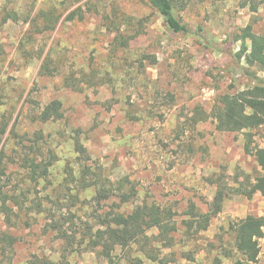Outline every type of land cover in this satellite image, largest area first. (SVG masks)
<instances>
[{"label": "rangeland", "instance_id": "rangeland-1", "mask_svg": "<svg viewBox=\"0 0 264 264\" xmlns=\"http://www.w3.org/2000/svg\"><path fill=\"white\" fill-rule=\"evenodd\" d=\"M186 2L177 16L187 32L174 34L145 0H0V264L238 258L230 227L264 216V199L250 194L260 169L243 134L217 131L207 115L221 95L253 86L238 68L235 37L247 26L264 35V0ZM115 14L133 24L108 27L102 18ZM131 35L121 47L120 37ZM43 63L50 75L41 74ZM53 100L62 119L39 121ZM260 132L252 149L261 147ZM25 154L48 165L47 176L32 179ZM84 168L86 183L104 185L108 200L97 202L94 186L82 188ZM130 189V202L120 203ZM217 191L225 193L221 212L201 230L191 212L207 214ZM142 205L172 213L169 242L152 229L143 244L94 246L105 217ZM255 264H264V238Z\"/></svg>", "mask_w": 264, "mask_h": 264}, {"label": "trees", "instance_id": "trees-1", "mask_svg": "<svg viewBox=\"0 0 264 264\" xmlns=\"http://www.w3.org/2000/svg\"><path fill=\"white\" fill-rule=\"evenodd\" d=\"M147 5L154 10L162 19L164 28L174 34L187 32V26L178 18L177 14L186 7V0H145ZM5 12V11H4ZM7 12V11H6ZM8 18L16 20L17 13L7 12ZM75 15L71 13L67 21H72ZM108 27L121 28L124 25L133 24L131 18L124 15H113V18L106 15L102 18ZM5 20V19H4ZM197 32H201L198 29ZM135 36L120 37L121 47H127L129 41ZM236 42H240V49L237 58L238 68L253 86L243 91L221 95L211 108L208 118L212 119L215 129L225 133H242L245 140L244 151L252 154L255 158L260 174L255 178L250 194L258 193L264 199V35L256 34L251 26H247L239 31L235 37ZM241 61L243 64L240 65ZM43 75H50L49 64L43 63L40 68ZM61 103L53 100L46 104L38 114L41 122L58 121L62 119ZM262 130V132H260ZM259 131L261 147L251 148L254 139V132ZM75 149L79 156H84L85 150L79 143H75ZM3 152L0 154V178L4 176L5 165ZM36 157L29 154L22 156V166L27 170L32 179L43 178L48 174V165L43 161H38ZM87 168L82 171V188H96L97 202L108 200L110 191L98 181L93 185L86 183ZM134 189L128 193H120V203L127 204L134 196ZM0 191L1 206L5 207L6 200ZM225 199L223 191H217L210 205V210L205 215H198L191 212L192 218H198L201 230H205L210 219L221 212L222 203ZM173 215L165 212L155 205L138 206L128 214H114L110 218L105 217L101 226L104 231L95 233L96 240L94 246H102L104 249H112L115 246L126 248L131 244H143V239L147 238V232L155 229L159 230L162 240L169 242L171 238L169 232L174 230L172 224ZM230 229L234 233V250L238 258L233 264H255L260 254V241L264 238V216L248 215L234 223ZM92 229L87 233L92 238ZM147 246V245H146ZM146 250V247H143ZM148 253V252H147ZM36 264V263H34ZM39 264H53L49 261H40ZM64 264H68L65 262Z\"/></svg>", "mask_w": 264, "mask_h": 264}]
</instances>
